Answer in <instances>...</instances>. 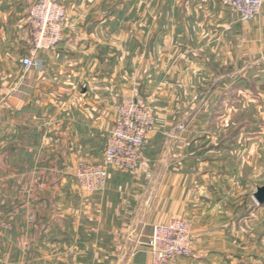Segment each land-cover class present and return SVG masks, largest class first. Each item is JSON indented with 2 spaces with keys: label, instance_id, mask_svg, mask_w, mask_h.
<instances>
[{
  "label": "crops",
  "instance_id": "1",
  "mask_svg": "<svg viewBox=\"0 0 264 264\" xmlns=\"http://www.w3.org/2000/svg\"><path fill=\"white\" fill-rule=\"evenodd\" d=\"M36 1L0 0V264H152V227L178 218L191 223L195 244L193 256L175 264H233L226 244L196 239V145L182 142L196 125L185 134L188 115L158 99L151 105L157 89L164 85L173 97L181 76L214 58L210 38L196 44L195 55L172 19L154 36L147 28L121 34L114 14L80 15L66 22L56 52L41 53L43 69L26 72ZM214 3L196 0V9ZM133 96L147 99L156 121L138 171L113 169L101 192L83 193L78 163L103 161L117 107Z\"/></svg>",
  "mask_w": 264,
  "mask_h": 264
},
{
  "label": "rangeland",
  "instance_id": "2",
  "mask_svg": "<svg viewBox=\"0 0 264 264\" xmlns=\"http://www.w3.org/2000/svg\"><path fill=\"white\" fill-rule=\"evenodd\" d=\"M59 1L67 8V21L80 15L109 18L114 14L121 21V34L130 30L144 34L147 28L157 36L163 33V20L172 19L182 26V33H177L184 36L183 46L188 47L184 49L191 51L194 46L195 55L196 44L210 38L214 58L196 66V75L181 76L173 97L166 86L157 89L151 105L158 99L172 111L188 115L180 124L185 134L196 125L194 136L182 139L196 145V239L226 244L223 251L233 256V264H264V205L258 206L253 198L256 189L264 186L262 14L254 21L238 23V17L219 0L212 9H196V0H73L84 5L79 10L73 9L70 0ZM235 21L238 27L230 30ZM193 81L195 87H182ZM200 195L208 196L207 200L199 201Z\"/></svg>",
  "mask_w": 264,
  "mask_h": 264
},
{
  "label": "built area",
  "instance_id": "3",
  "mask_svg": "<svg viewBox=\"0 0 264 264\" xmlns=\"http://www.w3.org/2000/svg\"><path fill=\"white\" fill-rule=\"evenodd\" d=\"M235 14L239 21L248 23L258 19L264 0H219ZM67 8L59 0H37L29 14L31 47L22 58L26 72L41 71L44 61L41 53H54L64 40ZM155 118L149 103L137 96L124 99L117 107V115L110 132L102 162L78 163L74 177L85 194L101 192L107 184L110 171H138L142 151L148 136L155 129ZM195 240L192 225L185 219H174L167 224H156L147 243L152 264H175L191 258Z\"/></svg>",
  "mask_w": 264,
  "mask_h": 264
},
{
  "label": "water",
  "instance_id": "4",
  "mask_svg": "<svg viewBox=\"0 0 264 264\" xmlns=\"http://www.w3.org/2000/svg\"><path fill=\"white\" fill-rule=\"evenodd\" d=\"M253 198L257 202L258 206L264 205V186L258 187L253 195Z\"/></svg>",
  "mask_w": 264,
  "mask_h": 264
},
{
  "label": "trees",
  "instance_id": "5",
  "mask_svg": "<svg viewBox=\"0 0 264 264\" xmlns=\"http://www.w3.org/2000/svg\"><path fill=\"white\" fill-rule=\"evenodd\" d=\"M60 2V1H59ZM264 9V8H263ZM108 182V181H107Z\"/></svg>",
  "mask_w": 264,
  "mask_h": 264
}]
</instances>
